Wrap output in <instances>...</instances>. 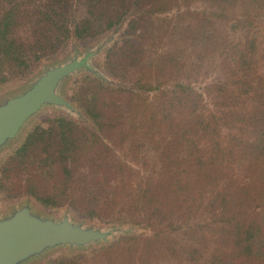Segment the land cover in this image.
I'll return each mask as SVG.
<instances>
[{
	"label": "trees",
	"instance_id": "trees-1",
	"mask_svg": "<svg viewBox=\"0 0 264 264\" xmlns=\"http://www.w3.org/2000/svg\"><path fill=\"white\" fill-rule=\"evenodd\" d=\"M121 29L102 59L118 83L74 89L85 122L33 125L0 165V192L149 230L49 264H258L264 0H0V72Z\"/></svg>",
	"mask_w": 264,
	"mask_h": 264
},
{
	"label": "water",
	"instance_id": "water-1",
	"mask_svg": "<svg viewBox=\"0 0 264 264\" xmlns=\"http://www.w3.org/2000/svg\"><path fill=\"white\" fill-rule=\"evenodd\" d=\"M87 57L48 66L25 91L0 101V151L22 138L29 122L46 107H68L64 81L87 66ZM109 231L38 214L25 204L0 214V264H31L58 248L87 249L107 241Z\"/></svg>",
	"mask_w": 264,
	"mask_h": 264
},
{
	"label": "rangeland",
	"instance_id": "rangeland-1",
	"mask_svg": "<svg viewBox=\"0 0 264 264\" xmlns=\"http://www.w3.org/2000/svg\"><path fill=\"white\" fill-rule=\"evenodd\" d=\"M123 29L115 32L107 33L95 40L88 42L70 40L63 51L59 55L54 56L49 61H43L40 64H35L24 76H17L15 69L10 72L5 69L0 72V101L5 100L8 97L22 93L28 89L38 78V76L48 67L57 63H66L71 59H82L87 57V66L78 71L72 77L63 82L60 93L68 103V107H46L43 111L34 117L29 124L25 127L22 138L11 148H5L0 151V165L4 157L10 153L17 145H19L30 129L38 122H44L46 119L52 118L57 115H65L80 122H85V114L73 100L74 89L84 79H98L105 83H118L111 78L102 65V59L105 57L107 49L121 40ZM23 34H26V28L23 30ZM5 77V79L3 78ZM4 79V80H3ZM215 80V76L211 75L207 78L195 82L194 86L201 93H205V88ZM2 81V82H1ZM25 204L30 205L38 214H43L55 219L69 216L74 222L81 223L87 226H95L102 228L111 233L110 238L107 241L101 242L97 245L90 246L87 249H71V248H58L56 250L46 253L43 257L37 259L31 264H49L51 261L59 258L62 255L73 254H86L90 255L91 252L110 246L111 244L133 235L148 234L149 230L144 226L122 224L113 221H101L96 218L87 219L73 212L70 207H64L61 209H53L48 206L42 205L40 202L33 198L24 196L9 199L4 192H0V214H4L14 208L21 207ZM158 264H178L174 262H157ZM192 264H212L210 262L201 261L199 263ZM258 264H264V256L258 258Z\"/></svg>",
	"mask_w": 264,
	"mask_h": 264
}]
</instances>
